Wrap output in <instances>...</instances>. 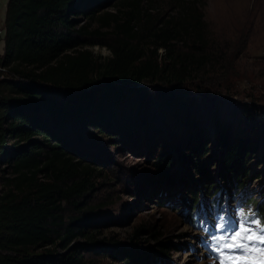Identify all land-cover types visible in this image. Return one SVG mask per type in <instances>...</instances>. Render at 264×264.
I'll return each instance as SVG.
<instances>
[{"label":"trees","instance_id":"1","mask_svg":"<svg viewBox=\"0 0 264 264\" xmlns=\"http://www.w3.org/2000/svg\"><path fill=\"white\" fill-rule=\"evenodd\" d=\"M146 1L115 0L112 8L104 10L99 7L98 0L6 1L8 20L0 65L10 78L18 76L35 83L38 88L14 82L0 72V155L4 163L0 168V264H90L78 260L80 255L77 252L62 257L50 247L62 245L71 235L80 233L79 229L72 230L65 223L61 204L72 201L75 194L85 195L93 188V169L94 172L97 169L79 160L72 148L80 143L91 145L87 139L83 142L80 129H96L103 138L121 137L124 128L136 130L137 126H145L148 132L149 122H153L155 116H144L139 108L134 107L136 101L132 100V94L140 92L127 82L136 84L149 79L180 85L197 76L193 73L199 68L208 66L212 53L206 52V35L196 0H176L174 14L165 16L151 12L143 4ZM78 14L85 15L86 22L74 27L73 17ZM91 24L95 27H90ZM97 36L104 41L108 51L105 56L89 49L96 45L89 39ZM98 79L106 80V83L93 87L88 97L69 100L68 89L75 92L84 85L100 83ZM186 88L187 85L181 87ZM208 88L203 84L192 89L215 92V89ZM10 93L23 97L16 98L14 105L10 106ZM197 94L205 100L204 104L208 103L207 99L210 102L209 95ZM158 97L166 105L165 111L161 112L163 117H167L166 111L173 116L172 125L176 126L174 129H183V139L188 147L184 148L187 154L179 156L175 152L173 159L169 157L164 145L169 148L167 144L178 140L171 137L165 123L168 135L161 133L158 138L163 137L164 141L154 148L153 166L159 173L155 179L146 178L138 185L146 200L160 184L168 192L170 187L182 183L193 188L194 183L187 182H194L191 175L196 173L199 180H204V189L215 190L212 184L216 174L232 191L235 182H245L249 178L252 162L264 168V116L253 123L254 131L239 132L240 136L235 134L233 138L229 135V124L233 122L215 119L211 125L215 129L217 151H213L205 141L197 144L200 133H204V125L201 118H195V108L190 112L192 116L189 111L185 115L180 111L185 104L180 97L167 91H161ZM144 98L145 95L137 96V101L144 104ZM123 104L130 112H123ZM176 109L180 111L178 114H175ZM212 112L216 115V109ZM262 113L264 115V109ZM133 114L137 117L131 116ZM6 135L27 143L17 144L15 141L4 148ZM191 156L195 158L192 160ZM176 160L180 166L186 167L183 170H188L184 175L181 172L173 175ZM259 176L258 169L254 170L252 177ZM137 188L131 191L128 184L125 191L139 198ZM195 194L196 191L190 190L188 199L194 198ZM70 218L80 221L85 216ZM84 236L94 239L91 234ZM169 236L156 232L147 224L132 227L126 241L138 251H126L123 262L140 264L141 260L143 264L142 259L146 256L145 263L155 261L160 264L158 255L149 252L169 251L166 242ZM99 239L101 242L93 244H105L106 241L115 246L119 242L113 236ZM38 248L44 249L45 255L35 252Z\"/></svg>","mask_w":264,"mask_h":264},{"label":"rangeland","instance_id":"2","mask_svg":"<svg viewBox=\"0 0 264 264\" xmlns=\"http://www.w3.org/2000/svg\"><path fill=\"white\" fill-rule=\"evenodd\" d=\"M114 2L115 0H98L99 7L103 8L102 10L110 7ZM175 2L176 0H148L143 4H146L151 12L165 16L174 14L176 10ZM196 3L197 11L201 14L204 25L206 52L212 53L208 66L205 65L204 68H199L193 73V76H197L180 85L165 82V80L149 81V79H144L136 84L127 82L129 86L137 87L140 92L132 94V100L136 101L134 107L139 108L144 116L151 114L155 116L153 122H149L148 128L150 129L148 132L145 131V126H137L136 130L130 129L127 131L124 128L121 137L115 135L103 138L97 134L96 129H91L92 131L84 128L80 129V132L84 135V139L82 137L83 142L85 143L87 139L91 142V145L80 143L72 148L77 153L78 156H76L79 160L95 167L97 171L94 172L95 169H93L94 182L90 191L85 195L75 194L71 198L73 202L67 200L61 204L63 210L61 215L65 219V223L69 224V228L72 230H80L79 234L71 235L62 245L50 246L55 248L56 253H59L62 257L68 256L71 252H73V255L74 252H77L80 255L78 260H85L90 264H136L123 262L122 260L126 251L132 253L138 251V249L128 245L126 235L132 227L138 224H147L151 225L158 233L170 235L166 241L170 248L169 251L164 253L151 251V253L158 255L160 259L168 261L167 263L160 261V264H204L198 263L199 258H195L186 251L187 245L193 247L188 241L194 237L195 232L188 226L186 217L179 214L182 194L180 190L182 191L185 188L178 185L175 188L170 187L169 192L166 189V192L160 184L154 189L151 198L146 200L145 196H142V189L138 186L146 178L155 179L156 177L158 171L153 166L155 161L153 159L155 157L154 148L158 143L162 144V141H164L163 137L158 138L161 133L164 136L168 135L167 132L165 133L167 129L165 123H167V127L169 126L167 131H169L171 137L178 140L176 142L171 141L170 145L165 141L169 148H166L165 145L163 148L164 151L168 149L169 157L173 159L176 154L183 155L186 152L184 148L188 147L187 142L183 139V129L181 127L174 129L176 126L172 125L173 116L168 115V111H166L165 116L167 117H163L161 112L165 111L166 105H163L158 94L161 91H167L180 97L182 102L185 103L180 111L185 115L187 114L186 111H189V115L192 116L190 112L195 108V118L198 117L199 120L201 118L204 125V133H200L197 144L200 145L202 141H205L207 147L213 151H217L216 146H214L215 129L211 125L215 119L218 122H233L231 125L229 124L230 138H233L235 134L240 136L239 132L254 131L255 126L253 123L260 121L264 116L262 113V109H264V0H196ZM73 20L74 27H78L86 22V16L78 14L73 17ZM6 21L0 20V23L3 22L4 28ZM90 27L93 28L95 25L91 24ZM89 42L96 44L89 48L94 54L101 56L108 54L101 37H91ZM1 47L3 49V44L2 46L0 44V49ZM158 51L161 53V49ZM199 72L202 73L198 75ZM2 74L10 78V75L5 74V72H2ZM10 79L14 82L20 81L26 87L30 85L34 89L38 88L35 83H30L18 76ZM98 80L100 83L84 85L82 89L75 92L66 89L69 100H81V98L88 97L95 87L106 83V80ZM203 84L206 88L209 86L208 89H215H212L215 92L192 89L199 88ZM185 85H187L186 90L181 89ZM197 93L209 95L210 102L207 99L208 103L204 104L205 100L203 101L202 96ZM141 95H145L144 104L137 101V96ZM21 97H23L22 94L10 93L8 103L11 104L9 105H14L15 99L19 100ZM147 97H149V100ZM203 105L207 107H203ZM10 106L9 112L11 111ZM136 108H134V111H136ZM121 109L124 113L130 112L125 104ZM214 109H216V115H213L212 111ZM180 111L176 109L175 114ZM131 116L137 117L136 114ZM4 123L7 125V121ZM116 124H120V122ZM238 128L240 130H237ZM179 137H181V140ZM15 141L17 144L27 143V141H18L14 136L6 135L4 148ZM70 142L72 141L70 140ZM74 142L76 143V141ZM260 145L263 146L262 143ZM77 148H81L82 151ZM258 154H261V150ZM194 158L191 156L192 160ZM1 160H3L2 154L0 155V168L4 166ZM177 160L175 161L177 165L172 169V173L174 175L181 172L184 175V172L188 170H183L182 168L186 167L180 166ZM252 169H258L261 177L259 176L260 178L257 180L250 179L245 183L249 186L250 194H244V198L253 196L256 199L260 198L259 201L263 200L262 203H264V185H262V190L260 189L261 184H264V168L252 162ZM191 178L197 183V187L192 189L197 194L199 190L204 189L206 184L202 180L199 181L197 173L191 175ZM128 184L131 191L136 186L138 187L140 193L137 197L139 198H136V195L132 197V194L125 191L128 190ZM257 190L258 193H256ZM175 198L177 199L176 202ZM215 201L217 199L211 200L212 207L215 209L220 204V210L217 215H214L216 216L215 224L218 225V216L220 214L224 215L226 209L231 210L234 208L236 200L225 196L221 202H219V199L217 203ZM181 207L183 206L181 205ZM67 215L80 218L85 216V218L80 221L70 220V217H64ZM229 227L232 229L235 224H230ZM64 228L67 232L69 231V228ZM212 231L213 226L210 224L208 232L212 233ZM84 234H91L94 239H87L88 237ZM177 234L180 235L177 236ZM110 236L119 240L117 245L111 246L106 241L103 242L105 244H93L95 241L96 243L100 241L99 238L106 239ZM225 236L231 238L232 233H226ZM173 244H175V247ZM43 250L38 248L35 252L45 255ZM166 256H170L169 259L165 258ZM46 258L48 257L46 256ZM140 258H143V256ZM145 260L146 256L142 259L143 264H157L155 261L145 263Z\"/></svg>","mask_w":264,"mask_h":264},{"label":"snow or ice","instance_id":"3","mask_svg":"<svg viewBox=\"0 0 264 264\" xmlns=\"http://www.w3.org/2000/svg\"><path fill=\"white\" fill-rule=\"evenodd\" d=\"M251 223H259V221L253 220L251 221ZM249 231L250 229L247 228L244 229L238 228L236 232L232 234V240L237 241L243 232H249ZM244 239L246 240L259 239L261 242H264V235L257 236L255 233H252L251 235L244 237ZM222 247L240 248L243 250V252L239 254L221 253L223 259L219 260V264H246L248 254L254 251V247H249L246 243H240V242L227 243L224 244ZM217 251H220V249L218 248Z\"/></svg>","mask_w":264,"mask_h":264},{"label":"bare ground","instance_id":"4","mask_svg":"<svg viewBox=\"0 0 264 264\" xmlns=\"http://www.w3.org/2000/svg\"><path fill=\"white\" fill-rule=\"evenodd\" d=\"M216 172H217V170H216ZM214 177L217 179V182H218V184L224 189V190H226V191H229L222 183H221V181L216 177V174L214 175ZM194 181V180H193ZM188 183H194V187L197 185V183H195V181L194 182H192V181H188L187 182V184ZM179 186H185V188L186 189H184V190H180V192H182V194H181V202H182V198H183V196L185 195V192H187V189H192V188H188L186 185H184V183H182V184H178ZM177 185V186H178ZM177 186H175V187H177ZM175 187H173V188H175ZM215 188V187H214ZM218 191V189H216L215 188V190H214V192H217ZM233 192L235 191V190H232ZM232 192V193H233ZM238 197L239 198H241L242 197V194H241V192L239 193V195H238ZM233 200H236V199H233ZM180 205H181V203H180ZM175 206V205H174ZM175 207H177V206H175ZM258 208H260V209H264V203H258ZM180 222V221H179ZM193 236V235H192ZM188 253V252H187ZM159 257V256H158ZM201 263H204V262H201ZM205 264V263H204Z\"/></svg>","mask_w":264,"mask_h":264},{"label":"crops","instance_id":"5","mask_svg":"<svg viewBox=\"0 0 264 264\" xmlns=\"http://www.w3.org/2000/svg\"><path fill=\"white\" fill-rule=\"evenodd\" d=\"M6 1L7 0H0V20L1 21H5L8 20L7 16H6Z\"/></svg>","mask_w":264,"mask_h":264},{"label":"built area","instance_id":"6","mask_svg":"<svg viewBox=\"0 0 264 264\" xmlns=\"http://www.w3.org/2000/svg\"><path fill=\"white\" fill-rule=\"evenodd\" d=\"M4 36H5V28H4V26H3V22H1V23H0V44H1V46H2V44H3ZM1 53H2V47H1V49H0V54H1ZM0 72H5L4 67H2L1 65H0ZM0 77H1V76H0Z\"/></svg>","mask_w":264,"mask_h":264}]
</instances>
